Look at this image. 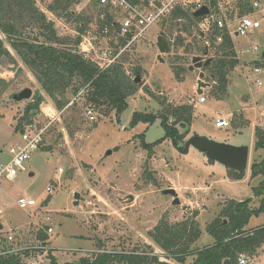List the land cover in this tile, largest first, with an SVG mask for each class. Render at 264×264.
<instances>
[{"label":"rangeland","instance_id":"1","mask_svg":"<svg viewBox=\"0 0 264 264\" xmlns=\"http://www.w3.org/2000/svg\"><path fill=\"white\" fill-rule=\"evenodd\" d=\"M51 1L36 0V5L54 21L59 36L74 39L78 34V21L87 22L86 17L92 15L91 21L85 25L79 50H85V39L105 43L94 24L93 0H74L68 5L77 17L66 16L62 11L61 16L52 14L47 10ZM240 1L243 0H216V8L212 10L208 6L209 0H191L188 8L193 9L199 3L207 5L212 16L225 12L230 19V28L234 29L236 17L240 13L246 14L249 9L248 6L240 7ZM249 1L252 3L253 0ZM258 1L261 6L264 4V0ZM251 16L259 21L258 28L244 36L231 35L238 64L228 73L221 100L212 96L209 86L203 89L205 102L197 101V75L187 66L191 64L192 56L202 55V51L184 53L183 50L187 43L192 46V36L186 37L182 46L169 45L168 53H159L156 38L161 31L174 41L182 26V21L176 24L166 16L149 28L145 39L123 54V67L131 74V79L139 78L135 82L138 84L135 93L127 100L126 109L119 116L111 112L108 117H100L92 110L93 119L86 115L82 100L70 92L66 95L68 102L58 110L0 33L11 55V59L0 58V77L8 83L0 97V161L8 159L9 149L21 143L20 132L15 126L37 92L43 100L24 120H33L38 127H46L42 145L30 153L24 164L25 170L18 172L13 181L1 184L0 224L3 227L0 230V249L35 248L39 246L37 233L40 231L47 237L44 252L22 256L25 264H47L46 256L50 250L57 263L64 264L78 262L90 253L127 250L134 246L151 251L166 261L163 251L147 236V232L162 218L175 223L192 216L202 231L196 245L212 243L213 238L205 228L222 205L231 199L253 197V186L263 179L250 177L249 169L254 159L264 157V149L254 147L253 133L256 126L264 129V15L255 11ZM206 17L211 26L212 18ZM206 21L202 19L192 32L193 35H203V42L199 41L202 44H209L206 38L209 31L202 27ZM253 46L256 49H252ZM207 48L208 54L202 56L203 60L213 57L210 47ZM159 54L162 62L157 57ZM91 55L85 54L86 57ZM172 65L186 67L181 80L175 78ZM255 67L260 71L255 72ZM203 80L209 82L206 72ZM26 87L32 91L31 98L14 101L12 95ZM180 104L193 107L191 123L188 126L176 124L179 133L184 134L180 143L182 147L183 142L194 134L249 147L248 167L241 180L232 179L228 168L209 161L193 147L185 152L179 151L169 139L154 144L150 154L142 147L139 137L142 133L146 143L164 136L161 119L157 118L151 125L139 122L132 127L129 125L132 114L159 115L169 105ZM221 118H225L229 125L216 127L215 122ZM172 120L170 116L168 123L171 124ZM107 150L111 153L106 155ZM48 186L50 192L47 191ZM167 188H173L176 195L163 194L162 190ZM74 192L79 193L76 205L73 203ZM19 197L32 198L36 204L22 209L17 204ZM175 197L178 204L171 202ZM258 200L254 196L250 205L257 206ZM261 224H264V212L251 216L246 228ZM48 227L51 232H48ZM248 258L253 260L248 264H264L262 252Z\"/></svg>","mask_w":264,"mask_h":264},{"label":"trees","instance_id":"2","mask_svg":"<svg viewBox=\"0 0 264 264\" xmlns=\"http://www.w3.org/2000/svg\"><path fill=\"white\" fill-rule=\"evenodd\" d=\"M73 1L52 0L47 5V10L56 16H61L60 11H62L66 16L77 17L78 15L68 6ZM238 5L248 6V12L251 10L249 0L240 1ZM208 6L212 10L216 8V0H209ZM191 12L192 9L188 7H177L168 14L171 22L179 24L182 21L179 34L174 41L169 40L170 38L167 37L169 34L165 35L164 31L161 32L168 38V45L171 47L182 46L185 38L192 36L193 44L192 46L185 44L184 53L203 52L205 47H210V51L213 52L212 60L207 65H202L200 69L208 75L212 96L221 100L227 86L228 73L238 64L232 37L225 28H217L213 25L206 36L209 44L200 43L203 42V35L201 33L193 35L192 32L205 17L195 18ZM86 19L89 22L92 15L87 16ZM87 22L78 21V34L74 39L70 36H59L54 28V21L37 7L36 0H0V33L29 68L41 90L54 102L58 110L66 105L68 102L66 95L70 92L71 95H77L82 100L85 109L95 110L100 117H108L111 112L119 116L126 109L127 100L135 93L138 84L135 83V78L131 79V74L123 67L124 57L119 62L100 69L79 50ZM103 24L102 22L99 24V29H102ZM194 37H198L199 40L196 41ZM3 57L11 59L4 40L0 38V58ZM185 68V66L172 65L177 80L182 79L181 74L186 70ZM7 86L6 80L0 77V97ZM42 100L43 97L38 92L35 93L31 102L25 107L24 118L22 117L15 126L19 132L23 130L22 124L26 121L24 119L33 114ZM170 116L173 117L171 124L168 123ZM157 118L161 119L160 125L164 129V136L155 142L146 143L142 133L139 136L142 147L149 150L150 154L154 144L169 139L175 148L185 152L180 144L184 134L179 133L176 124L188 126L193 118V107L189 104L169 105L159 115L134 112L129 125L133 127L139 122L151 125ZM253 133L254 147L264 149V129L256 126ZM249 169L250 177L260 176L263 179L253 186V197L244 200L231 199L222 205L216 217L205 228L213 238L212 243L196 245L202 231L193 216L175 223L162 218L147 232V236L163 251L166 261L160 260L159 256L151 251L140 250L134 246L127 250H102L90 253L81 257L78 262L64 264H222L225 259L228 260L226 264H238L239 254L259 256L264 245V224L251 229L246 228V225L251 216L264 212V157L259 160L254 159ZM228 171L234 180H241L244 177V172L231 169ZM254 196L259 198L257 206L250 205ZM46 238L45 234L38 231L39 246L35 248L17 251L1 248L0 264H25L21 257L43 253ZM46 257L49 260L47 264H58L51 250Z\"/></svg>","mask_w":264,"mask_h":264},{"label":"built area","instance_id":"3","mask_svg":"<svg viewBox=\"0 0 264 264\" xmlns=\"http://www.w3.org/2000/svg\"><path fill=\"white\" fill-rule=\"evenodd\" d=\"M91 1V0H88ZM94 1V24L99 30V34L105 40V43L100 41L86 40V48L82 50L84 54L88 52L92 54L89 57L95 62L100 69H105L112 64L119 62L123 54L131 47L143 39H145L149 28L157 22L162 21L168 14L177 7L185 8L190 5L191 0H93ZM201 4H196L192 9H197ZM255 11H260L264 15V4L261 6L258 0H253L251 10L244 15L237 16L234 20L236 27L230 28V19L225 12H218L212 16V12L208 15L212 18L213 24L209 26L203 19V29L210 31L213 25L217 28H225L229 35L244 36L247 32L256 29L260 26L258 20L251 15ZM91 21V20H90ZM103 24L102 29H99V24ZM232 37V36H231ZM220 40V37L218 38ZM82 42V41H81ZM252 49H256L253 46ZM255 72L260 71L259 67L254 68ZM257 84H260L257 81ZM198 103L205 102L203 94L198 95ZM191 103V102H190ZM86 115L89 119H93L94 115L91 109H86ZM23 130L20 131L21 143L9 149V158L0 161V188L4 181H13L18 172L25 170V162L28 160L32 151L38 149L42 145L43 133L46 127H38L33 120L23 122ZM229 122L225 118H221L215 122L218 128L228 126ZM47 191H51L48 186ZM17 204L20 208H26L36 204L32 198L19 197ZM52 229L48 227V232ZM11 239V236H7ZM12 251V250H10ZM264 253V245L262 247ZM245 254H239L237 263L248 264L252 262Z\"/></svg>","mask_w":264,"mask_h":264},{"label":"water","instance_id":"4","mask_svg":"<svg viewBox=\"0 0 264 264\" xmlns=\"http://www.w3.org/2000/svg\"><path fill=\"white\" fill-rule=\"evenodd\" d=\"M210 14V9L207 5L202 4L197 9L191 12V15L195 18L205 17ZM236 35V34H235ZM156 46L160 54H165L169 52V45L163 33L161 32L156 38ZM160 54L157 56L158 59L162 62ZM208 54V48L205 47V50L202 52V55H195L191 58V64L187 66L189 71H193L197 75L196 80V94H202L203 89L210 86L209 82L203 80L204 73L200 70L202 65H207L212 60V57H207L202 59V56ZM138 76L135 78V82H138ZM32 91L30 88L26 87L20 90L19 92L12 95L14 101L28 100L31 98ZM189 147H193L199 152L203 153L208 160L215 161L225 166L228 169L244 172L248 167V154L249 147L247 145H231L225 142H217L209 139L206 136L202 135H192L188 137L183 142V148L186 150ZM111 153V150L106 151V155ZM163 194L176 195L173 188H167L162 190ZM79 197L78 192H74V205L77 204V199ZM172 204H178L179 200L175 197L172 201ZM227 259L224 260L222 264L227 263Z\"/></svg>","mask_w":264,"mask_h":264},{"label":"crops","instance_id":"5","mask_svg":"<svg viewBox=\"0 0 264 264\" xmlns=\"http://www.w3.org/2000/svg\"><path fill=\"white\" fill-rule=\"evenodd\" d=\"M238 16H241V15H238ZM235 23V22H234ZM235 35V34H234ZM50 109H53L52 107L50 108ZM9 182H11V181H9ZM2 224H0V230L2 229Z\"/></svg>","mask_w":264,"mask_h":264}]
</instances>
